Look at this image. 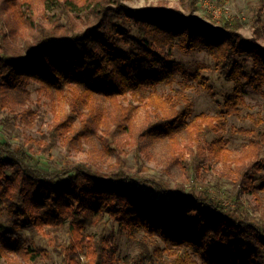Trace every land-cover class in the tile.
<instances>
[{
    "label": "trees",
    "instance_id": "16d2710c",
    "mask_svg": "<svg viewBox=\"0 0 264 264\" xmlns=\"http://www.w3.org/2000/svg\"><path fill=\"white\" fill-rule=\"evenodd\" d=\"M59 1L65 10L82 12L94 22L79 29L68 12L67 24L50 16L48 21L26 19L30 31L21 32L25 50L21 55L15 43L18 29L0 21V107L16 112L30 95L29 85L37 83L49 96L63 97L70 109L33 139L38 151L46 152L59 138L80 142L98 136L97 151L115 160L107 165L97 161L65 165L63 178L43 173L30 165L26 151L0 141V259L37 264L50 258L48 247L21 232L31 229L48 239L62 264H161L156 255L162 249L155 246L152 254L144 241L140 242L144 251L126 255L120 263L115 232H88L109 216L119 232L131 238L144 233L158 236L166 250L183 249L164 264H264V220L234 214L223 201L195 189L172 191L140 168L132 173L125 157L131 140H139L141 151H146L145 142L164 140L173 149L174 162L191 156L195 173L205 159L221 163L237 189L230 194L235 210L242 214L241 192L257 196L264 188L255 183V175L264 170V120L250 114L255 128L237 130L247 140L236 156L222 131L228 116L241 113L246 88L264 84V45L239 31V19L213 25L173 7L137 8L123 0ZM26 2L0 0V18L11 10L22 25L20 4ZM175 51L206 52L212 69L234 81L232 93L220 103V114L193 116L192 101L179 90L181 108L158 93L160 85L181 77L185 84L198 81L215 97L201 71L207 66L188 67ZM141 105L146 113L137 128ZM137 157L140 161L141 155ZM64 229L69 241L60 238Z\"/></svg>",
    "mask_w": 264,
    "mask_h": 264
},
{
    "label": "rangeland",
    "instance_id": "374dc122",
    "mask_svg": "<svg viewBox=\"0 0 264 264\" xmlns=\"http://www.w3.org/2000/svg\"><path fill=\"white\" fill-rule=\"evenodd\" d=\"M123 1L137 8L166 6L181 9L186 14L190 15L193 13L198 15L204 21L213 25H220L227 20L239 19L241 23L239 31L247 37L257 38L264 45V0ZM26 3L28 5L25 3L20 4L24 13L22 25L18 26L11 10L1 14L0 18V21L12 22L18 29L15 43L18 45L21 55L25 53L22 46L23 37L21 32L30 31L29 23L24 22L26 19L48 21V16H50L61 24H67L69 21L68 13H70L77 20L79 29H86L90 23L94 22V18L88 22L82 12L65 10L63 3L59 0H27ZM175 56L178 60L186 63L188 67L207 66L202 68L201 71L204 77L209 78L215 97L198 81L191 80L185 84L181 77L173 84L160 85L157 88L158 93L163 98L169 97V103H175L177 108H181L183 103L176 98L179 90L192 101L193 116L200 113L208 115L220 114V103H223L225 98L232 93L235 86L234 81L227 80L224 75L212 69V59L204 51L191 53L175 51ZM28 89L30 92L29 97L25 99L23 105L18 106L16 112L9 110V107H0V141L11 143L16 150L26 151L31 157L30 165L51 176L60 174V176L66 178L62 174L64 166L79 161H97L101 165L114 162V156L103 157L97 151V149L101 148V140L98 136H92L88 139L84 138L80 142H67L65 139L59 138L55 146L49 148L46 152L38 151L33 139L40 137L42 132H47L52 123L63 114L68 113L70 109L63 97L57 96L54 98L49 96V94L39 89V84L37 83H32ZM243 97L244 102L241 106V113L228 116L226 130L222 131L224 138L228 139L227 147L232 149L233 156L240 153L241 143L247 140V137L237 130L239 128H255L250 114L264 120V84L258 87L246 88ZM129 100L133 99L130 98ZM124 101L127 102V99ZM134 103L137 104L139 102L134 100ZM145 111V108L141 105L136 115L137 128L144 121ZM17 112L21 113L16 114ZM22 112L26 116L25 120ZM262 127L264 128V121ZM215 136V133L211 134L210 140ZM180 139L183 138L180 137ZM138 145L139 140L136 139L131 140L125 146L126 166L132 173L137 172L140 168L142 174L163 180L172 191L189 193L195 189L198 194L204 196L210 194L213 198L223 201L224 205L234 214L264 220V188L258 189L257 196L252 193L241 192L243 204L239 208L242 211V214H240L235 210L237 205L230 197V194L235 193L237 189L230 181L226 174V168L221 163L205 159L201 163L200 172L196 171L195 173L189 154H187L186 159L179 157L180 161L174 162L173 149H171L168 141L145 142L146 151H141ZM112 147H115V144H112ZM137 155H141L140 161ZM196 175H198L197 179ZM255 183L258 186L264 185V170L255 175ZM140 186L153 190L152 186H147L146 184L140 183ZM206 186H208V191ZM5 222H7V219H5ZM21 232L34 238L38 244L49 248L51 252L50 258L41 259L37 264H62L61 257L48 244V239L41 232L32 231L31 229H24ZM88 232H115V241L118 246L116 256L120 263L126 255H137L144 251L142 243H140L142 241L147 243L148 249L152 254L155 246H159L162 249L161 254L156 255V259L161 264H164V261L171 262L177 254L183 252V249L177 248L166 250L164 243L158 236L140 233L135 238H131L126 233H120L118 223L109 216L98 225L89 227ZM59 235L63 241H69L67 229H64ZM0 264H11V262L1 258Z\"/></svg>",
    "mask_w": 264,
    "mask_h": 264
}]
</instances>
